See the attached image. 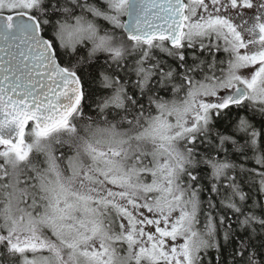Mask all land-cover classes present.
<instances>
[{"label": "snow or ice", "instance_id": "obj_1", "mask_svg": "<svg viewBox=\"0 0 264 264\" xmlns=\"http://www.w3.org/2000/svg\"><path fill=\"white\" fill-rule=\"evenodd\" d=\"M0 264H264V0H0Z\"/></svg>", "mask_w": 264, "mask_h": 264}]
</instances>
